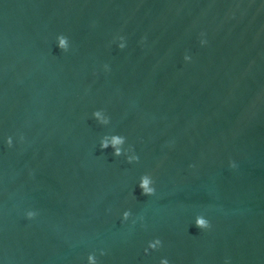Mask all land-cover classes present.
Listing matches in <instances>:
<instances>
[{"label":"water","instance_id":"95a60500","mask_svg":"<svg viewBox=\"0 0 264 264\" xmlns=\"http://www.w3.org/2000/svg\"><path fill=\"white\" fill-rule=\"evenodd\" d=\"M0 264H264V0H0Z\"/></svg>","mask_w":264,"mask_h":264},{"label":"clouds","instance_id":"9594fccd","mask_svg":"<svg viewBox=\"0 0 264 264\" xmlns=\"http://www.w3.org/2000/svg\"><path fill=\"white\" fill-rule=\"evenodd\" d=\"M202 223V222H201Z\"/></svg>","mask_w":264,"mask_h":264}]
</instances>
